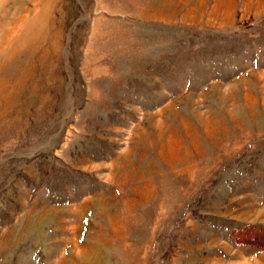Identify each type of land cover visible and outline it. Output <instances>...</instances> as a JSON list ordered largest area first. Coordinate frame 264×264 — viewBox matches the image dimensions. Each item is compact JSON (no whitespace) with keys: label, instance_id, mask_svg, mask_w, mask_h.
<instances>
[{"label":"rangeland","instance_id":"obj_1","mask_svg":"<svg viewBox=\"0 0 264 264\" xmlns=\"http://www.w3.org/2000/svg\"><path fill=\"white\" fill-rule=\"evenodd\" d=\"M0 90V264H264V0H0Z\"/></svg>","mask_w":264,"mask_h":264},{"label":"bare ground","instance_id":"obj_2","mask_svg":"<svg viewBox=\"0 0 264 264\" xmlns=\"http://www.w3.org/2000/svg\"><path fill=\"white\" fill-rule=\"evenodd\" d=\"M4 86H5V85H4ZM5 89H6V87H5ZM6 90H7V89H6ZM0 91H1V90H0ZM2 92H3V91H2ZM5 93H6V92H5ZM2 94H3V93H2ZM1 96H2V95H1ZM1 96H0V97H1ZM10 99L12 100V98H11V97H10ZM0 100H1V98H0Z\"/></svg>","mask_w":264,"mask_h":264}]
</instances>
